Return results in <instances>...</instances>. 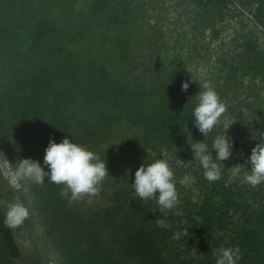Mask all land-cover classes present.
Returning a JSON list of instances; mask_svg holds the SVG:
<instances>
[{"label":"trees","instance_id":"obj_1","mask_svg":"<svg viewBox=\"0 0 264 264\" xmlns=\"http://www.w3.org/2000/svg\"><path fill=\"white\" fill-rule=\"evenodd\" d=\"M204 81L225 105L206 137L191 118ZM227 125L232 151L220 162L213 150L219 178L209 181L189 143L210 148ZM261 135L264 0H0L4 152L42 164L49 138L69 136L105 160L93 195L70 200L63 185L35 183L76 263L215 264L217 250L231 248L235 264H264V182L242 180ZM159 158L178 197L166 214L131 187L136 168ZM185 175L187 187L179 183ZM15 197L0 173V264L24 253L15 227L2 222Z\"/></svg>","mask_w":264,"mask_h":264},{"label":"clouds","instance_id":"obj_2","mask_svg":"<svg viewBox=\"0 0 264 264\" xmlns=\"http://www.w3.org/2000/svg\"><path fill=\"white\" fill-rule=\"evenodd\" d=\"M189 84L181 81L180 88L186 91ZM196 96V104L192 109L191 118L195 129L206 137L218 119L225 111V105L216 91L209 86L207 81L201 85ZM230 125V124H229ZM224 127L223 133L216 135L211 142V147L196 141L189 143L192 159L198 160L202 167L205 179L212 181L219 178V169L213 160L220 162L229 158L233 141L227 135L228 126ZM264 140V135H261ZM248 171L242 176V180L250 186L264 182V144L257 142L247 157ZM43 165L47 166L45 170ZM41 162L31 158H21L17 166L16 174L21 178H27L36 184L42 183L45 178L48 182L60 184L64 187L60 195L69 194L70 200L80 198L82 194L93 195L98 191V185L107 174L105 160L100 161L99 157L91 150L70 140L64 136L56 142L52 138L44 149ZM239 163L231 166V175L237 177L240 172ZM134 178L131 182L132 191L141 201L155 198L157 209L160 213L166 214V210L173 209L178 203L177 191L173 180V171L168 166L167 160L156 159L150 163L144 162L134 171ZM181 185L187 187L192 183L189 176L185 175L179 180ZM64 189H67V193ZM195 202V196L192 197ZM177 215L181 214L177 209ZM28 216V209L21 203H12L6 206L3 213V224L5 227L13 228L19 225ZM156 225L164 227L162 220L157 219ZM176 238V234H173ZM239 257L231 248H220L216 253L215 264H235Z\"/></svg>","mask_w":264,"mask_h":264},{"label":"rangeland","instance_id":"obj_3","mask_svg":"<svg viewBox=\"0 0 264 264\" xmlns=\"http://www.w3.org/2000/svg\"><path fill=\"white\" fill-rule=\"evenodd\" d=\"M234 28L247 30L239 24H235ZM231 29L228 30L229 34ZM228 41L229 39L226 40V44ZM18 164L6 155L0 145V173L14 191L16 202L28 209V216L15 227L16 236L24 248V253L17 260V264H79L69 257L54 232L48 211L43 206L35 183L17 176ZM31 254L37 256V259H30Z\"/></svg>","mask_w":264,"mask_h":264}]
</instances>
